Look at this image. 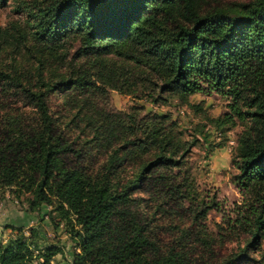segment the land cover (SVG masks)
I'll list each match as a JSON object with an SVG mask.
<instances>
[{
	"label": "trees",
	"instance_id": "obj_1",
	"mask_svg": "<svg viewBox=\"0 0 264 264\" xmlns=\"http://www.w3.org/2000/svg\"><path fill=\"white\" fill-rule=\"evenodd\" d=\"M41 13L43 24L34 37L49 57L55 54L49 60L61 61L57 51L71 41L79 47L66 77H44L40 58L33 78L28 70L0 71V91L14 92L32 112L27 118L5 107L0 190L16 197L28 193L31 212L51 208V225L62 224L72 244L66 264H261L256 254L264 234V0L225 5L217 0H53ZM145 73L156 76L159 93L202 92L198 83L203 82L227 95L229 115L213 121L216 130L245 117L263 126L238 142V187L251 197L226 228L217 225L213 233L201 223L208 210L218 208L213 201L175 207L172 170L181 169L189 145L164 119L154 117L141 140L130 139L127 126L118 125L116 136L113 123H103L101 132L109 136L95 135L91 141H101V147L109 142V152L103 172L92 175L49 112L47 99L56 90L88 91L93 80L120 92L137 84L146 88L144 78L132 79ZM248 90L255 113H244L237 104ZM123 164L133 174L118 184L115 175ZM138 192L146 198L134 197ZM36 236L35 228L28 237L16 229L0 243V264H50L59 248L35 249Z\"/></svg>",
	"mask_w": 264,
	"mask_h": 264
},
{
	"label": "rangeland",
	"instance_id": "obj_2",
	"mask_svg": "<svg viewBox=\"0 0 264 264\" xmlns=\"http://www.w3.org/2000/svg\"><path fill=\"white\" fill-rule=\"evenodd\" d=\"M52 1L6 0L5 4L0 6V71L6 73L10 68L28 70V77L33 78L36 60L40 58L43 62L42 73L48 79L66 77L72 72L73 67L69 62H74L76 58L79 47L76 40L57 51L59 54L56 55L62 58L61 61L49 60L55 54L49 57L48 50L38 46L35 41V30L43 24L41 12ZM217 1L220 5H225L248 3L251 0ZM71 58L74 59L70 60ZM143 78L147 84L146 88L137 84L129 88L130 90L121 92L117 91V88L101 85L97 80L90 82L94 83V87L88 91L83 87H73L68 91L56 90L49 95L47 106L58 130L79 152L84 169L92 175L103 172L109 152V142L101 147V141H91L95 135L109 136L107 131L104 134L101 132L100 126L103 123L109 124L111 121L115 126L116 136H119L120 131L118 125L127 126V136L141 140L155 122L154 117L164 119L163 124L170 125L168 127L177 133L180 141L189 145V152L181 169L172 170L174 185H177V192L172 195L175 207H201L213 201L217 203L218 208L208 210L201 223L213 233L217 225L226 228L227 221L233 220L235 213L242 211L247 197H251L250 192L246 194L238 187V171L235 166L238 142L246 137L252 138L254 131L263 126L256 124L251 117H245L242 122L233 120L232 127L216 130L213 121L229 115L228 105L231 101L227 95L207 89L203 82L198 83L203 89L202 92L185 96L174 91L159 93L161 86L153 73H145L140 78L132 79ZM240 99L237 104L242 112L255 113L256 104L253 103L249 90L244 91ZM2 103L4 107L1 108ZM5 107L17 109L27 118L32 117L30 107L12 91H0V121L6 113ZM109 114L112 117L109 118ZM124 136L125 133L122 137ZM132 174L130 165L123 164L117 169L115 177L118 184H122L130 179ZM186 186L188 187L185 188ZM134 197L145 199L146 194L138 192ZM28 199L30 195L26 192H21L16 197L10 190H0V243L14 237L16 229H21L23 236L28 237L29 230L35 228V249L42 250L48 245L58 247L60 253L51 259L50 264L68 263L72 244L64 226L60 224L54 228L51 225V208L48 206H41L37 212L29 211ZM51 216L53 217V214ZM162 222L160 220L157 223L159 225ZM177 222L175 219L174 223ZM234 241L231 240L229 249L233 247ZM35 254L33 249V255ZM256 257L261 258V264H264V234Z\"/></svg>",
	"mask_w": 264,
	"mask_h": 264
}]
</instances>
